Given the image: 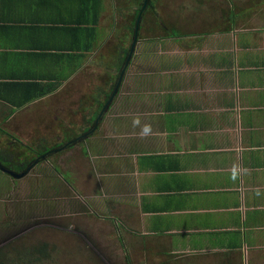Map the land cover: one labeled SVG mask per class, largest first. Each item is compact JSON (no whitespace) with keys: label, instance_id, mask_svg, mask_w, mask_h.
Listing matches in <instances>:
<instances>
[{"label":"crops","instance_id":"0c3cea01","mask_svg":"<svg viewBox=\"0 0 264 264\" xmlns=\"http://www.w3.org/2000/svg\"><path fill=\"white\" fill-rule=\"evenodd\" d=\"M220 2L154 7L101 115L134 0H0L2 133L56 156L67 262L264 264V2Z\"/></svg>","mask_w":264,"mask_h":264},{"label":"rangeland","instance_id":"374dc122","mask_svg":"<svg viewBox=\"0 0 264 264\" xmlns=\"http://www.w3.org/2000/svg\"><path fill=\"white\" fill-rule=\"evenodd\" d=\"M169 1L171 0H150L151 4L160 10L159 13H163ZM254 1L258 0H244L239 4L238 0H222L216 13L217 17L219 16L221 20L222 17L226 18L233 12L238 13V10H241V13H249L243 6L249 9L248 5ZM232 3L236 6H231ZM252 8L257 10L254 12L255 15H260L259 5H254ZM151 16H153L152 10H148L143 16L141 27L146 28L152 23ZM7 124L0 120V157L3 158L0 163V264H80L69 260L67 262L65 247L55 248L51 245V241H56V238H60L59 235L62 233L65 235L66 231L65 223L60 225V229L52 226L45 209L51 202L55 207H61L65 202L58 201L59 198H65L62 197L65 195V189L51 182V177L54 175L52 168H57L56 156L51 158L50 162H41L36 158L34 151L24 148L28 146L30 149V140L20 144L18 140L12 138V135L2 133L3 130L7 132ZM24 164H28L25 170L22 169ZM9 167L12 173L22 169L19 173H15L21 177L8 175ZM58 168L61 169V166ZM26 171L27 173L22 175ZM41 197L44 200L39 199ZM50 198H53V201L49 200ZM53 255L57 257H51Z\"/></svg>","mask_w":264,"mask_h":264},{"label":"water","instance_id":"95a60500","mask_svg":"<svg viewBox=\"0 0 264 264\" xmlns=\"http://www.w3.org/2000/svg\"><path fill=\"white\" fill-rule=\"evenodd\" d=\"M147 4H148V0H144L143 6H142V8H141V11H140V13H139V15H138V18H137V20H136V23H135L134 36H133V41H132V44H131V47H130L129 55H128L126 61H125L124 68L122 69V71H121V73H120V76H119V79H118V83L116 84V87H115V89H114V92H113V94L111 95V98H110V100L108 101V103L104 106V108H103V110H102V112H101V115H102V114L106 111V109L109 107V105H110L111 102H112V99H113L114 96L116 95V93H117V91H118V88H119V85H120L121 80H122V76H123V74H124V71L126 70V66L129 64L130 59H131V57H132V55H133V53H134V51H135L136 44H137L138 39H139V32H140V29H141V24H142V19H143V13H144V11H145V9H146V7H147ZM101 115L99 116V118L101 117ZM99 118H98V120H99ZM43 157H45V156H43ZM0 167H1V166H0ZM27 171H28V170H27ZM27 171L24 172V174H22V175H25V174L27 173ZM7 172L10 173V174H12V175H14V176L21 177V175H16V174L12 173L10 170H9V171L7 170Z\"/></svg>","mask_w":264,"mask_h":264},{"label":"trees","instance_id":"16d2710c","mask_svg":"<svg viewBox=\"0 0 264 264\" xmlns=\"http://www.w3.org/2000/svg\"><path fill=\"white\" fill-rule=\"evenodd\" d=\"M143 3H144V0H134V23H133V28H132V32L134 33V30H135V23H136V20H137V18H138V15H139V13H140V11H141V8H142V6H143ZM153 8H154V5L153 4H151V2H150V0H148V4H147V7H146V9H145V11H144V13H143V16L146 14V12L148 11V10H153ZM141 30V29H140ZM139 35H140V33H139ZM46 153H48V152H45L44 154H46ZM40 156H41V154H39ZM3 160V158H1L0 157V163H1V161ZM28 164H25L24 165V167L22 168V169H26V166H27ZM22 169H19V171H17V172H20ZM8 170H12L11 169V167H9L8 168ZM23 170V171H24ZM22 171V172H23Z\"/></svg>","mask_w":264,"mask_h":264}]
</instances>
